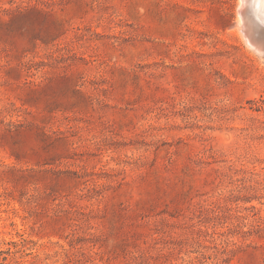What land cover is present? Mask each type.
<instances>
[{
  "label": "rangeland",
  "instance_id": "obj_1",
  "mask_svg": "<svg viewBox=\"0 0 264 264\" xmlns=\"http://www.w3.org/2000/svg\"><path fill=\"white\" fill-rule=\"evenodd\" d=\"M238 1L0 0V264H264Z\"/></svg>",
  "mask_w": 264,
  "mask_h": 264
},
{
  "label": "bare ground",
  "instance_id": "obj_2",
  "mask_svg": "<svg viewBox=\"0 0 264 264\" xmlns=\"http://www.w3.org/2000/svg\"><path fill=\"white\" fill-rule=\"evenodd\" d=\"M238 18L234 27L239 30L246 46L264 57V0H239Z\"/></svg>",
  "mask_w": 264,
  "mask_h": 264
}]
</instances>
